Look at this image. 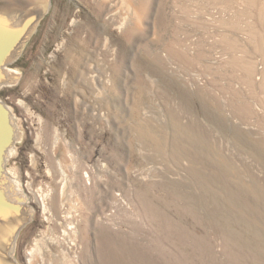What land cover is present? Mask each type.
Masks as SVG:
<instances>
[{"label":"rangeland","instance_id":"rangeland-1","mask_svg":"<svg viewBox=\"0 0 264 264\" xmlns=\"http://www.w3.org/2000/svg\"><path fill=\"white\" fill-rule=\"evenodd\" d=\"M20 55V264H264V0H50Z\"/></svg>","mask_w":264,"mask_h":264},{"label":"water","instance_id":"water-1","mask_svg":"<svg viewBox=\"0 0 264 264\" xmlns=\"http://www.w3.org/2000/svg\"><path fill=\"white\" fill-rule=\"evenodd\" d=\"M49 6L50 0H0V88L16 82L17 74L9 66L21 56ZM14 117L0 96V264H20L16 243L34 214L26 197L10 191L16 181L6 167L20 136Z\"/></svg>","mask_w":264,"mask_h":264},{"label":"bare ground","instance_id":"bare-ground-1","mask_svg":"<svg viewBox=\"0 0 264 264\" xmlns=\"http://www.w3.org/2000/svg\"><path fill=\"white\" fill-rule=\"evenodd\" d=\"M10 71L11 72H13V73H15L14 71H12V69L10 68ZM10 109H11V107H10ZM12 110V109H11ZM13 113V112H12ZM15 118V117H14ZM16 127H17V131H18V126H17V124H16ZM19 132V131H18ZM14 148V147H13ZM13 148H12V150H11V152H10V155L12 154V151H13ZM8 163V162H7ZM8 169V168H7ZM64 176L66 177V174L64 173ZM18 184L16 183V182H13V187H12V189H10V191H12L13 192V195L15 194V196H17V195H20V196H22V197H26L25 196V194H23L19 189H18ZM20 187V186H19ZM67 190V187H66V185H64L63 187H62V192H63V194L65 193V191ZM45 202V201H44ZM21 233V232H20ZM41 244H43V242L42 241H39L37 244H36V246H35V248H33L32 249V251H31V253H30V255L28 256V261H29V264H43V259H42V257H41V255H40V250H41ZM15 251H16V249H15ZM80 263V261L78 260V259H76V258H70V257H64V259L62 260V262L61 263H59V264H79Z\"/></svg>","mask_w":264,"mask_h":264}]
</instances>
